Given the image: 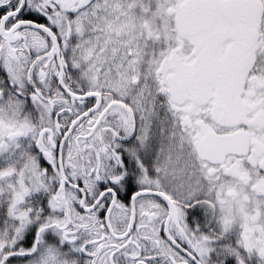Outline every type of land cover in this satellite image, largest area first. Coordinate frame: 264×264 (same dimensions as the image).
I'll return each mask as SVG.
<instances>
[{
	"label": "snow or ice",
	"instance_id": "obj_1",
	"mask_svg": "<svg viewBox=\"0 0 264 264\" xmlns=\"http://www.w3.org/2000/svg\"><path fill=\"white\" fill-rule=\"evenodd\" d=\"M0 264H264V0H0Z\"/></svg>",
	"mask_w": 264,
	"mask_h": 264
}]
</instances>
